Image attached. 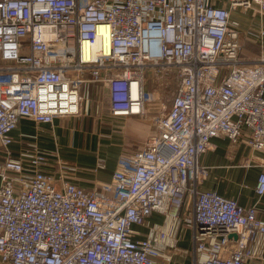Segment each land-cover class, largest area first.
Instances as JSON below:
<instances>
[{
	"label": "built area",
	"instance_id": "1",
	"mask_svg": "<svg viewBox=\"0 0 264 264\" xmlns=\"http://www.w3.org/2000/svg\"><path fill=\"white\" fill-rule=\"evenodd\" d=\"M219 1L0 0V264H157L154 238L134 227L183 206L204 256L192 264L264 262L257 208L198 189L213 139L264 154V45L245 59L230 19L254 4L264 14V0ZM102 98L112 117L154 123L120 156L110 194L56 179L33 144L13 155L22 118L52 124Z\"/></svg>",
	"mask_w": 264,
	"mask_h": 264
},
{
	"label": "crops",
	"instance_id": "2",
	"mask_svg": "<svg viewBox=\"0 0 264 264\" xmlns=\"http://www.w3.org/2000/svg\"><path fill=\"white\" fill-rule=\"evenodd\" d=\"M219 2V6L229 7V2ZM230 19L238 23L242 56L248 60L256 58L264 45V14L254 4L245 13L232 12ZM90 91L93 96V90ZM88 100L86 110L80 115L55 118L52 124H37L22 118L11 134L14 143L10 150L16 156L23 146L33 144L49 157L51 165L45 170L56 179L63 178L87 191L97 189L110 194L106 188L111 184L120 156L142 147L154 133V123L148 118L112 117L105 98L97 105L94 100ZM100 161L104 163L102 169L98 168ZM199 163L210 168L198 188L200 191L214 190L243 207L255 206L264 219V194L255 193L257 177L264 172L263 153L250 150L243 142L234 145L221 137L212 140ZM190 213L191 206H183L174 219L157 212L145 225L134 227L138 233L136 239L154 238L161 254L157 264H192L204 259L194 251L193 234L184 226L185 218L191 220ZM172 227L174 235L169 236Z\"/></svg>",
	"mask_w": 264,
	"mask_h": 264
},
{
	"label": "water",
	"instance_id": "3",
	"mask_svg": "<svg viewBox=\"0 0 264 264\" xmlns=\"http://www.w3.org/2000/svg\"><path fill=\"white\" fill-rule=\"evenodd\" d=\"M230 237L236 239L237 236L233 234Z\"/></svg>",
	"mask_w": 264,
	"mask_h": 264
},
{
	"label": "rangeland",
	"instance_id": "4",
	"mask_svg": "<svg viewBox=\"0 0 264 264\" xmlns=\"http://www.w3.org/2000/svg\"><path fill=\"white\" fill-rule=\"evenodd\" d=\"M68 163V162H67Z\"/></svg>",
	"mask_w": 264,
	"mask_h": 264
}]
</instances>
